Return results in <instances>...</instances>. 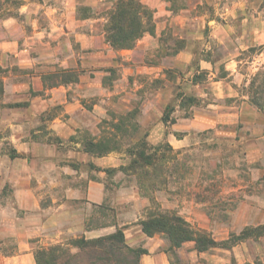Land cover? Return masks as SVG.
<instances>
[{"label":"rangeland","instance_id":"rangeland-1","mask_svg":"<svg viewBox=\"0 0 264 264\" xmlns=\"http://www.w3.org/2000/svg\"><path fill=\"white\" fill-rule=\"evenodd\" d=\"M62 1L0 0V23L4 18L14 17L21 29V33L15 32L17 37L22 31H28L34 21L46 26L47 16L39 4H61ZM143 2L152 10L153 35L156 25L164 18L167 26L155 36L146 56L138 57L136 63L142 60L158 63L162 56L169 60L176 51L183 50L180 60L176 66L166 61L165 68L156 70L159 72L144 73L135 69L130 74L129 85L123 84L125 79L120 80L116 92L106 94L105 98L109 99L101 112L92 111L96 101L93 95L97 91L92 85L91 96L85 102L90 114H78L79 126L63 138L47 129L48 122L60 114L61 107L56 105L39 114L34 128L40 132L32 133L30 138L50 145L43 153L50 161L49 166L45 163L41 168H33L32 152L16 151L11 140L15 133L14 114L2 108L17 105L2 102L0 77V220L11 224L9 230L14 229L16 217L23 218L24 224L31 222L27 216L50 204L53 198L65 200L70 209L77 208L75 202L63 196L64 188L74 183L83 185L85 177L100 179L106 195L97 206L84 205L85 223L93 228L109 227L112 232L122 227L125 241L132 247L141 246L145 241L137 221L145 216L146 209L152 205L151 199L162 209L176 212L192 225L205 229L216 240L226 238L231 232L238 233L244 226L264 222V111L252 106V111L239 112L241 101L246 99L243 86L248 83L249 74L264 61V49L259 51L260 46L264 47V0ZM82 3L75 8L76 16L98 18L93 27L104 34L106 12L112 0H83ZM82 7L89 10L84 11ZM182 21L186 24H180ZM72 39V48L77 51L78 43ZM248 47L255 50L244 52ZM115 59L119 64L123 61L119 54ZM201 60L208 62L207 68H202L206 63ZM211 60L213 65L209 64ZM235 65L234 75L226 76V67L231 69ZM121 68L109 65L100 68L107 72L103 82L110 84L113 78H122ZM11 71L15 76L25 72L17 66ZM80 72V66L57 67L44 78L50 84L58 83L60 75L79 76ZM195 72L201 76L200 83L191 80ZM160 88L163 93L157 95ZM126 92H129L126 97L119 98ZM178 93L196 97L197 103L179 106ZM169 132L175 137H169ZM144 136L151 145H161L160 161L142 170L130 168L129 150ZM102 138L109 139L108 146L114 149L101 156H109L115 166L94 165L90 157L97 155L92 153L86 152V160L68 156L69 149L83 150L90 141ZM175 138L180 141L175 142ZM165 142L172 150L162 146ZM38 177L52 182L39 185ZM54 180L59 181L56 184ZM32 188H36L38 195L30 194ZM153 236V243H160L162 250L167 247L162 234ZM68 238L72 237L62 241ZM15 240L12 235L0 241L4 253L14 250ZM48 245L52 244L38 242L33 250ZM175 255V259H170L172 264L264 263V238L247 239L230 249L214 247L202 253L193 251V242H186ZM167 259L169 262L168 256Z\"/></svg>","mask_w":264,"mask_h":264},{"label":"crops","instance_id":"crops-1","mask_svg":"<svg viewBox=\"0 0 264 264\" xmlns=\"http://www.w3.org/2000/svg\"><path fill=\"white\" fill-rule=\"evenodd\" d=\"M82 2L83 0H64L60 2L61 4H39L41 8H44V13L47 16L46 26H41L38 21H34L28 31H22L23 33L17 37L15 32L20 31L21 33V29L16 24L14 17L4 18L0 23L2 33L0 37V77L3 81L2 102H11L17 105L12 108L3 107L2 109L9 110L14 114L12 125L15 126V133L11 135V140L14 142L17 152H32L35 157L33 168H41L45 163L47 166L50 165V161L43 154L50 145L30 138L32 133L40 132V130L34 128V121L37 120L39 114L59 105L61 112L59 115L52 117L48 122L47 129L56 133L60 136L59 138H63L79 126L78 114L84 112L90 114L88 108L85 107V102L87 97L91 96L92 85L97 88L96 93L93 95L96 96V101L92 104V111L99 110L101 112L104 110L103 104L109 99L108 96L105 98L106 94L116 92L120 80L125 79L123 84L129 85L130 74H134L135 69L138 70L136 72H139V70L144 73L159 72L156 70L165 68L166 61L170 65L176 66L184 52L183 50L176 51L169 60L162 56L158 63L145 62L144 60H142V63H136L138 57L142 55L144 58L148 50L153 47L151 42L167 26V18L158 22L154 31L155 35L147 33L137 41L133 48L116 50L105 42L103 32L93 27V22L98 18H78L76 16L75 8L78 4H84ZM86 6H89V4ZM182 22L184 23L180 24H186L185 21ZM70 37L78 43L77 51L72 48ZM156 46L159 45L156 43ZM118 54L122 56L123 60L120 64L115 59ZM205 63L202 68H207L208 62ZM213 63L211 64L213 65ZM108 65L122 66V78H113L110 84H105L103 79L107 72L100 68ZM13 66H17L25 72L15 76L11 71ZM78 66L82 68V72H80L76 81L54 85L44 78V75L52 72L57 67L74 68ZM236 66L231 69L226 67V76L234 75ZM128 93L126 92V95L123 96L120 95L119 98L126 97ZM161 93L163 91L160 88L157 95ZM252 110H254L253 107L244 98L239 106L240 114ZM32 128H34L33 131H31ZM168 135L169 137L174 136V133L169 132ZM169 137L168 140L173 144V140ZM178 141L180 139L175 138V142ZM71 151L73 154H71ZM68 152L69 157L73 156L79 160H86V156H88L86 152L76 148L69 149ZM90 159L96 166L116 165L110 161L109 156H91ZM63 165L70 167L68 164ZM36 181L39 182V185H44V182L48 184L52 182L43 177H38ZM58 181L54 180V183L57 184ZM29 192L32 195H38L36 188H32ZM63 196L75 202L77 208L70 209L65 200L56 199L55 201L53 198L50 204L27 216L31 222L24 224L23 218L16 217L13 230H9L10 223L7 224L0 220V241L5 236L14 235L16 237V245L12 252L4 253L0 248V264H35L33 245L38 242H41L42 245L54 244L62 241L67 236L84 235L86 238H93L112 232L108 229L109 227L90 229L85 227L87 214L84 205L97 206L106 197L104 185L100 179L85 177L83 185L69 184L65 186ZM79 204H82V207L78 206ZM153 238L154 236H146L145 241L141 244L143 248L147 249V253L140 256L139 264H172L170 259H175V252L181 246L176 248L173 253L167 250L168 245L164 243L167 247L162 250L160 243H153ZM193 251L198 252L194 248Z\"/></svg>","mask_w":264,"mask_h":264},{"label":"trees","instance_id":"trees-1","mask_svg":"<svg viewBox=\"0 0 264 264\" xmlns=\"http://www.w3.org/2000/svg\"><path fill=\"white\" fill-rule=\"evenodd\" d=\"M82 9L89 10L88 7H82ZM103 30L104 40L111 48L116 50L131 49L145 33L153 34L152 10L143 0H112V5L106 12ZM263 49V46L259 47V51ZM254 50V47H248L244 52H253ZM211 63H213L212 60ZM196 71H199L198 65ZM60 76V82H53L54 85L78 79L75 74L74 76L65 74ZM191 80L193 83H200L201 76L195 72ZM247 81L248 83L243 86L246 101L257 110L264 111V61L255 72L249 74ZM178 97H180L179 106L197 103L194 96L178 93ZM167 118V115L165 118L163 117V121H167ZM108 142H110L109 139L103 138L96 142L90 141L83 150L101 156L114 149L110 148V145L108 146ZM160 146V144L151 145L145 136L136 140L129 150L132 156L129 167L142 170L147 166H155L160 161L158 158ZM162 146L172 150L171 145L167 142ZM150 201L152 205L146 209L145 216L139 219L137 224L146 236L162 234L168 243L167 250L172 252L186 242H193V248L196 251L204 252L214 247L230 249L247 239L264 238V222H262L244 226L238 233L231 232L226 238L216 240L205 229L192 225L182 215L162 209L154 199ZM85 227L86 229L93 228L87 222ZM146 253L147 249L142 246H129L125 241L123 228L116 227L113 232L105 235L93 238L80 235L46 247H39L33 254L36 264H139L140 256ZM242 264L264 263L244 262Z\"/></svg>","mask_w":264,"mask_h":264}]
</instances>
